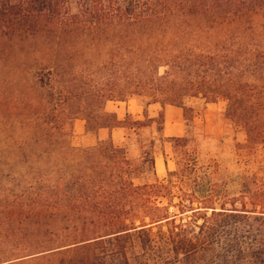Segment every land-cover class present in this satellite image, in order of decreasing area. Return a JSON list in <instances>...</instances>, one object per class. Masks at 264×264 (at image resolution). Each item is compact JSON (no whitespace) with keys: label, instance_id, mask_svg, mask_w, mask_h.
Returning <instances> with one entry per match:
<instances>
[{"label":"trees","instance_id":"1","mask_svg":"<svg viewBox=\"0 0 264 264\" xmlns=\"http://www.w3.org/2000/svg\"><path fill=\"white\" fill-rule=\"evenodd\" d=\"M133 94L225 98L263 141L264 0H0V264H264V189L226 191L187 136L140 183L127 145L72 143L79 117L146 126L106 108Z\"/></svg>","mask_w":264,"mask_h":264},{"label":"rangeland","instance_id":"2","mask_svg":"<svg viewBox=\"0 0 264 264\" xmlns=\"http://www.w3.org/2000/svg\"><path fill=\"white\" fill-rule=\"evenodd\" d=\"M164 70L165 68H161V72ZM131 98L137 99L145 106L149 105L150 97L147 95L133 94L124 100ZM157 104L167 106L169 112L173 114L174 109L180 111L184 122L181 136H187L189 149L198 160V166L223 183L226 191L238 193L256 187L264 189V140L250 141L245 125L227 117V99L207 102L204 96L188 95L183 100V106L160 102ZM153 113L155 116H146L142 119L148 124L137 128L136 132L135 126L134 128L124 126L126 128L124 145H127L134 159V173L138 183L156 179L153 163L149 160L150 155L154 154L156 157V154H164L166 158L172 160L176 168L177 159L185 148L176 149L174 142L167 138L172 136L165 134V112L155 108ZM132 118L136 119L134 116ZM78 119L83 118L74 119V131L77 130L75 123ZM125 124H130V120L127 119ZM73 136L71 139L74 144ZM166 175L167 172L159 178L163 179Z\"/></svg>","mask_w":264,"mask_h":264},{"label":"crops","instance_id":"3","mask_svg":"<svg viewBox=\"0 0 264 264\" xmlns=\"http://www.w3.org/2000/svg\"><path fill=\"white\" fill-rule=\"evenodd\" d=\"M106 108L115 112L122 120L128 114L136 117L138 120L144 119L146 116L153 117V109L157 108L165 112V134L166 136H181L183 134V116L178 109H174V114L169 112L167 106L158 105L152 103L147 106L140 104V102L131 98L128 100H109L106 104ZM76 131H74V144L76 146H93L102 140L112 139L116 145L124 146L125 142V127H102L96 132H89L86 128V120L78 119L75 123ZM156 175L162 176L169 170H173L175 164L170 158H166L164 154H156L155 157Z\"/></svg>","mask_w":264,"mask_h":264}]
</instances>
